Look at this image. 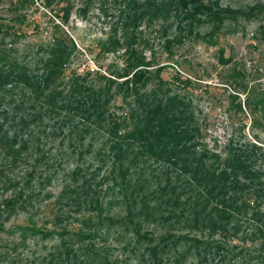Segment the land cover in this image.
I'll list each match as a JSON object with an SVG mask.
<instances>
[{
	"label": "rangeland",
	"instance_id": "1",
	"mask_svg": "<svg viewBox=\"0 0 264 264\" xmlns=\"http://www.w3.org/2000/svg\"><path fill=\"white\" fill-rule=\"evenodd\" d=\"M33 1L0 0V68L39 76L62 39L71 55L56 82L60 97L79 82L109 93L108 103L96 121L34 104L20 84L0 93L2 133L15 136L8 143L13 154L0 143V264H157L153 247L158 264L264 263V239L254 234L249 212L226 223V233L196 225L184 197L173 206L160 189L163 163L139 144L116 159L108 123L124 118L129 130L134 109L178 97L198 130L195 152H208L209 166L216 161L211 155L222 163L254 145L248 166L264 181V0H204L231 12L217 32L207 18L191 22L161 0H149L160 10L142 19L145 0H57L48 8ZM114 39L119 51L104 52ZM127 46L150 63L149 81L137 85L141 105L116 76L127 70ZM162 66L160 83L154 73ZM56 102L61 106V98ZM131 193L134 200L126 201ZM142 196L147 215L139 210ZM91 199L102 213L89 207ZM128 206L141 214L129 216Z\"/></svg>",
	"mask_w": 264,
	"mask_h": 264
},
{
	"label": "trees",
	"instance_id": "2",
	"mask_svg": "<svg viewBox=\"0 0 264 264\" xmlns=\"http://www.w3.org/2000/svg\"><path fill=\"white\" fill-rule=\"evenodd\" d=\"M27 1L34 4L33 0ZM37 1H41L42 6L48 8L57 0ZM146 2L149 7L145 13L142 11L140 19L149 13L153 14L160 10V6L156 2L152 3L145 0ZM160 5H168L169 8L178 10L185 19L191 22L201 23L203 20L199 17L207 18L213 23L212 32L219 31L220 25L231 13L228 9L221 8L218 2L204 3V0H168L167 2L161 0ZM69 13L70 8H65L63 18H61L63 23H66ZM133 21V30H135L137 29L138 20L134 18ZM194 36H197V34H194ZM59 41L60 44L58 43L54 49L49 51V58L44 61L43 65L44 71L39 76L32 75L27 70L0 68V93H5L7 87L20 84L29 89L34 95V104H45L51 107L53 111L55 109L64 110L69 118H71L69 112L72 111L86 120L91 117L95 118L96 121L103 120V115L106 113L104 107L108 103L106 98L109 93L94 90L90 87L86 88L82 85L83 83L79 85L78 82V84L75 83L69 88L70 90L65 96L60 97L62 92L57 90L56 82L63 74V68L67 64L71 53L70 50H67L66 42L62 39ZM69 42L72 44L71 47H74L71 40ZM120 47H122L120 40L114 39L108 41L102 48L104 52L115 53L119 51ZM124 57L127 70L116 76L119 79H125L122 86L127 90H131L136 97L137 104L141 105V98L138 97L137 91L140 85L142 86L150 79V76H148L149 70L147 69L150 63L141 54H137L136 50H132L131 46L125 48ZM163 67H159L154 73V77L160 83L163 81L160 78V73L164 70ZM109 82L114 83L112 80H109ZM103 96L105 100L101 101ZM58 97L61 98V106L55 104ZM141 109V112L134 109V114L129 116L130 120L133 119L134 121L135 119L129 130L126 129L124 118L119 121L113 119L108 121L110 134L114 141L113 149L115 150L116 159L121 160L125 153L139 144L145 155L163 163V166H165V171L162 173L165 184L160 189H164V193L168 194L167 202L173 206H178L180 197H184L182 205L186 206L185 210L192 213L196 225L198 223L199 225H205L206 229L211 230L212 233L217 230L226 233V223L228 224L238 216L243 217V215L246 216L250 213L247 220L255 225L254 234L258 238L264 239V181H260L257 174L248 166L251 158L249 153L256 147L252 145L250 150L246 151L234 150L229 158L223 160V162L221 161L222 163H219V159L217 160L218 156L211 155L216 161H214L215 164L212 163L209 166L206 162L208 161V152L203 151L199 154L195 152V134L198 130L194 126L189 107L182 99L167 97L162 101L146 103L144 106L142 105ZM238 110L242 112L240 104ZM3 115L7 116V113L4 112ZM2 129L3 124H0V143L5 146L9 154H13L11 145L8 143L12 144L15 141V136L10 138L6 132L2 133ZM14 155H19V152ZM134 158L137 159V157ZM171 175L175 176L174 182ZM135 185L139 186L140 183L137 182ZM128 186L131 187L126 181L121 184L125 192L128 190ZM181 188L186 193L178 190ZM142 190L140 187L139 190H136V193L140 192L141 194ZM245 193L251 194L252 197L245 196ZM133 194L131 193L129 197H125L126 201L128 199L134 200L132 199ZM151 197H153V194ZM88 205L98 214L102 213L103 208L98 199H91ZM129 209L128 206L127 213L129 216L134 217L140 215L141 212L142 215H147L149 211L147 197L142 196L139 208L141 212ZM150 253L158 264L160 262L157 258L158 248H150Z\"/></svg>",
	"mask_w": 264,
	"mask_h": 264
}]
</instances>
